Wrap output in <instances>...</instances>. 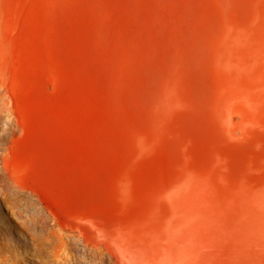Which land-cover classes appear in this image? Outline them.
Here are the masks:
<instances>
[{"label": "rangeland", "instance_id": "rangeland-1", "mask_svg": "<svg viewBox=\"0 0 264 264\" xmlns=\"http://www.w3.org/2000/svg\"><path fill=\"white\" fill-rule=\"evenodd\" d=\"M0 117L39 235L138 245L179 191L197 198L196 263L264 264V0H0Z\"/></svg>", "mask_w": 264, "mask_h": 264}, {"label": "bare ground", "instance_id": "bare-ground-1", "mask_svg": "<svg viewBox=\"0 0 264 264\" xmlns=\"http://www.w3.org/2000/svg\"><path fill=\"white\" fill-rule=\"evenodd\" d=\"M166 199L172 211L170 217L150 240L138 245H131L128 240L110 241L101 231L87 234L59 224L42 236L39 231L43 225L37 217L43 218L44 210L0 166V206L12 210L11 215L18 219L23 234L15 246L0 236V264H198L197 198L176 191ZM22 200L28 202L30 213L20 207ZM73 244L80 248L78 255L71 254Z\"/></svg>", "mask_w": 264, "mask_h": 264}]
</instances>
